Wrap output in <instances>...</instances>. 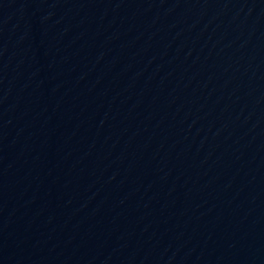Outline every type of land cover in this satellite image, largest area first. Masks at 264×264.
<instances>
[{
	"label": "water",
	"instance_id": "1",
	"mask_svg": "<svg viewBox=\"0 0 264 264\" xmlns=\"http://www.w3.org/2000/svg\"><path fill=\"white\" fill-rule=\"evenodd\" d=\"M0 264H264V0H0Z\"/></svg>",
	"mask_w": 264,
	"mask_h": 264
}]
</instances>
